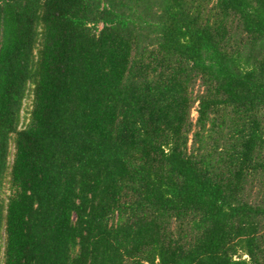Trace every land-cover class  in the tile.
Here are the masks:
<instances>
[{
    "label": "trees",
    "instance_id": "obj_1",
    "mask_svg": "<svg viewBox=\"0 0 264 264\" xmlns=\"http://www.w3.org/2000/svg\"><path fill=\"white\" fill-rule=\"evenodd\" d=\"M0 264H264V0H0Z\"/></svg>",
    "mask_w": 264,
    "mask_h": 264
},
{
    "label": "rangeland",
    "instance_id": "obj_2",
    "mask_svg": "<svg viewBox=\"0 0 264 264\" xmlns=\"http://www.w3.org/2000/svg\"><path fill=\"white\" fill-rule=\"evenodd\" d=\"M31 104H32V97H26L25 102H24V109H23V124L28 120V115L31 109ZM11 149H12V152L9 157L10 162H12V159H13L14 145H12ZM7 187H8V183H6V191H7L6 193H8Z\"/></svg>",
    "mask_w": 264,
    "mask_h": 264
}]
</instances>
